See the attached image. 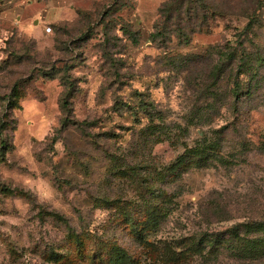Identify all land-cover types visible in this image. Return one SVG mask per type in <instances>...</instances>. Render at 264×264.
<instances>
[{"label": "rangeland", "instance_id": "374dc122", "mask_svg": "<svg viewBox=\"0 0 264 264\" xmlns=\"http://www.w3.org/2000/svg\"><path fill=\"white\" fill-rule=\"evenodd\" d=\"M164 1L0 0V264H264V0Z\"/></svg>", "mask_w": 264, "mask_h": 264}, {"label": "trees", "instance_id": "16d2710c", "mask_svg": "<svg viewBox=\"0 0 264 264\" xmlns=\"http://www.w3.org/2000/svg\"><path fill=\"white\" fill-rule=\"evenodd\" d=\"M183 1L184 0H168L162 3V5L159 7L160 20H158L154 25L155 30L150 34L151 39H155V37L165 35L163 34L164 32L163 29L166 28V24L163 23L162 27H160L159 25L161 24V21H165L169 19L171 13L178 12L179 5ZM198 19H199V23L203 25V23L207 21V16L206 14L203 13L201 14V16H199ZM184 34L185 33L183 32V34L181 35L179 34L176 35L180 38ZM132 41L136 42L137 40L136 38H133ZM233 58H235V51L228 53H220L218 62H221L224 59H233ZM242 59L243 60L239 58L238 60V61H244L241 64H239L241 66L238 65V67L240 68L244 67L246 62L244 58ZM258 59L259 58L257 59L255 58L254 60H258ZM64 85L69 87L70 83L67 82V85L65 83ZM9 104L11 107L16 106L14 97L13 99H9ZM68 106H69V100L67 95H65L61 98V107L64 113V118L62 119L61 122L62 124L68 122L67 114L68 111L70 110ZM147 117L150 119L151 122H153L154 120H158L160 118L156 114L155 115L149 114V112ZM150 134L154 135L152 136L151 141H155V143L161 142L163 140L162 138H160L159 135L160 132H158V134H155V132H150ZM184 162H185L184 157L179 156L178 159L175 161V163L169 164L168 167H165L164 171L158 170L156 174H168L169 171L174 172V169L179 167ZM203 242L204 245L209 246L212 249H218L220 247L228 248L229 251L231 252L233 251L235 256L240 259H246L251 261L260 260L261 258L264 257V219L256 220V221H247L236 224L230 227L229 229H227L224 235L219 236L216 234H211L208 236L207 240L204 239ZM121 259L123 260L124 264H132V260L130 256L126 253L125 250L122 249H121Z\"/></svg>", "mask_w": 264, "mask_h": 264}]
</instances>
